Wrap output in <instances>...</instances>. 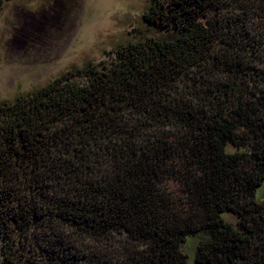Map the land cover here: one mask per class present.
Listing matches in <instances>:
<instances>
[{
    "label": "trees",
    "instance_id": "obj_1",
    "mask_svg": "<svg viewBox=\"0 0 264 264\" xmlns=\"http://www.w3.org/2000/svg\"><path fill=\"white\" fill-rule=\"evenodd\" d=\"M143 20L159 34L0 104V264H188V238L196 264H264V0Z\"/></svg>",
    "mask_w": 264,
    "mask_h": 264
},
{
    "label": "rangeland",
    "instance_id": "obj_2",
    "mask_svg": "<svg viewBox=\"0 0 264 264\" xmlns=\"http://www.w3.org/2000/svg\"><path fill=\"white\" fill-rule=\"evenodd\" d=\"M151 0H16L0 13V104L38 91L73 69L111 62L121 46L159 33L143 20ZM214 17L210 13L208 18ZM204 21H206L204 19ZM264 201V184L256 190ZM199 238L184 251L195 263ZM94 252H117L104 243Z\"/></svg>",
    "mask_w": 264,
    "mask_h": 264
}]
</instances>
